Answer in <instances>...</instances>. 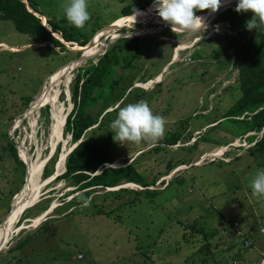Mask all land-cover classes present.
Here are the masks:
<instances>
[{
  "label": "rangeland",
  "instance_id": "374dc122",
  "mask_svg": "<svg viewBox=\"0 0 264 264\" xmlns=\"http://www.w3.org/2000/svg\"><path fill=\"white\" fill-rule=\"evenodd\" d=\"M27 1L47 18L67 21L64 8L69 0ZM225 1L229 0L221 4ZM133 4L141 8L142 14H137L141 18L152 0H87L89 20L83 28L71 26L91 40L84 54L92 63L116 40L140 38L138 57L117 74L121 75L119 84L111 91L106 89L105 96L87 109L101 127L87 133L84 140L112 160L97 174L104 168L132 164L148 185L146 191L127 183L95 189L91 202L88 198L66 208L76 195L75 187L63 181L44 186L46 180L40 175L34 199L21 206L20 216L0 247V264H264V197L251 191V181L264 170V151L250 155L256 140L249 143L247 139L259 138L261 133L243 135L242 125L224 118L240 97L231 56L223 51V33H230L213 23L211 30L217 33L209 36V27L202 33H186L171 30L158 18L152 23L134 18L137 21L115 26L113 37L107 32L98 46L102 36L98 32L123 19L120 10ZM200 13L194 15L204 17L207 24L208 12ZM148 15L156 13L153 10ZM193 40L196 45L186 48ZM174 46L183 50L174 51ZM69 48L59 52L40 45L16 32L9 20L0 19V225L25 184L26 171L30 177L35 158L45 159L59 147L55 165L59 174L65 154L74 147L63 126L58 144L50 149L49 143L54 91L50 81L64 68L61 80L64 90L70 83V99L78 69L65 74L67 65L76 59V52ZM187 57L191 63H185ZM158 74L160 78H155ZM59 93L57 101L66 119L72 104L62 87ZM139 101L147 102L153 114L165 119L163 135L155 141L116 143L110 122L119 108ZM173 132L179 134L176 144L160 145ZM10 141L15 143L23 170L9 155ZM31 202L36 203L28 207ZM3 230L0 226V235ZM25 238L29 241L24 247L10 251ZM245 241L251 242L249 247Z\"/></svg>",
  "mask_w": 264,
  "mask_h": 264
},
{
  "label": "trees",
  "instance_id": "16d2710c",
  "mask_svg": "<svg viewBox=\"0 0 264 264\" xmlns=\"http://www.w3.org/2000/svg\"><path fill=\"white\" fill-rule=\"evenodd\" d=\"M234 3H236V0L221 5L210 16L207 25L209 28L213 24L220 25L221 28H225L226 32L230 33H223L225 43L223 51L231 56L230 63L232 69L236 71V83L240 91V97L226 110L224 118L227 117V119L242 125L243 135L262 133L259 138H247L249 143L256 140L254 146L249 149L250 155L254 156L264 151V132L262 131L264 128V31L259 29L246 30L245 24L251 17V12H235L233 10ZM26 4L22 0H0V19L9 20L16 32L31 37L40 45L45 44L48 47L51 46L54 50L59 49V52L67 51L60 40L65 44H76L79 47H83L88 43L89 38L75 32L68 21L64 19L51 20L39 13L27 0ZM226 7L229 8L225 9ZM135 10L137 13L142 12L138 4L126 5L120 10L119 18L133 16ZM206 11L203 10L199 13L202 14ZM140 15H136L131 19L138 18ZM38 17H42V21L45 22L50 31L42 26ZM54 35H58L60 40ZM139 39L135 37L116 40L108 46L96 63H92V58H90L91 61L87 60L86 65L81 66L76 71L70 88L69 100L72 104V110L67 115L63 126L65 133L70 135L71 145H75V147L64 160V166L60 173L63 170L64 172L54 179V181H63L67 185L75 187L76 192L74 193L76 195L66 203V208L79 206L88 198L91 202V193L95 189L109 190L126 183L138 185L144 191L148 187L132 164L118 169L104 168L97 174L100 168L111 164L112 160L101 149L87 144L84 140L87 133L94 132L95 129L101 127L98 119L90 115L87 109L92 105H96L105 96L106 89L111 91L119 84L121 75L117 76V74L126 69L132 60L138 57L137 42ZM207 42H210V40L208 39ZM195 45L196 43L193 47ZM79 55L78 52L74 54L75 58H78ZM127 59H129L128 62H126ZM47 115L48 110L46 108L45 116L47 117ZM178 139L179 134L177 132L168 133L160 142V145L163 147L174 146ZM8 151L13 162L23 170V165L17 158L14 141L8 143ZM58 154L59 147L55 149L53 156L43 167L42 180H46L53 175ZM119 191H124V189H119L117 192ZM138 193L141 192L135 191V194ZM60 210L61 208H58L55 211ZM28 241L29 239L25 238L9 250H20ZM262 257L264 258V254Z\"/></svg>",
  "mask_w": 264,
  "mask_h": 264
},
{
  "label": "clouds",
  "instance_id": "9594fccd",
  "mask_svg": "<svg viewBox=\"0 0 264 264\" xmlns=\"http://www.w3.org/2000/svg\"><path fill=\"white\" fill-rule=\"evenodd\" d=\"M221 3L222 0H152L151 7L161 21L171 26V30L202 33L208 25L204 17L194 13L207 10L208 14H214ZM87 7V0H69L64 8L67 21L76 28H83L89 20ZM233 10L237 13L251 12L245 24L246 30L264 31V0H236ZM137 14L135 10V16ZM164 126L165 119L153 114L145 101L119 108L116 117L110 122L111 133H115L112 138L116 143H138L146 139L155 141L163 135ZM251 191L254 196L264 197V170L258 171L251 181Z\"/></svg>",
  "mask_w": 264,
  "mask_h": 264
},
{
  "label": "bare ground",
  "instance_id": "6f19581e",
  "mask_svg": "<svg viewBox=\"0 0 264 264\" xmlns=\"http://www.w3.org/2000/svg\"><path fill=\"white\" fill-rule=\"evenodd\" d=\"M232 1H234V0L225 1L223 3V5L227 4V3H230ZM152 11H153V8L150 6L149 8L146 9V11H143L144 14L141 16V18H137V19L138 20H140V19L143 20L144 19L145 23H152L155 19H157V18L159 19V17L157 15L149 17L148 14L151 13ZM211 15L212 14H209L207 22L209 21ZM132 17H134V16H129V17L123 18L121 20H117L114 23V25L112 26V29L102 31L99 34V35H102V36L99 38V40L97 42L98 46L101 44L102 40H104V38L106 37L107 32L109 33L110 37H113V35L115 34V32H114V29L116 28L115 26H118L119 24L124 23V22L137 21L135 19H131ZM164 23H166V22L162 21L161 24H164ZM166 24L169 26L168 23H166ZM89 48L90 47H88L87 49H89ZM180 49L181 48H179L178 50H180ZM89 57L90 56L86 57V60L84 61V63L87 60L90 59ZM174 59H176V57ZM63 69H62V71H63ZM74 70H75V67L73 65L69 64L66 67L65 73L68 72V71L73 72ZM62 71L59 72V76L58 75L55 76V78L54 79L52 78V80L50 81L52 83V86L54 87V91L51 93L52 94L51 95V98H52V100H51L52 101V104H51V124H50V129H49L50 149L54 148V146H56L58 144V140H59V136H60V130H61V128H62V126L64 124V120H65L64 107H63V105H61V103L59 101H57L59 99V96H60V93H59V88L60 87L63 88V92L65 91V93L67 94L68 99H69L68 86L70 85V83L67 86V89L64 90V85H63V82L61 80V75L63 74ZM70 81H72L71 78H70ZM46 94H49L47 89L44 91V96ZM44 96L42 97V99L40 101V105L41 106H42L43 99L46 97V96L45 97ZM31 113H33V107L31 108ZM52 150H50V151H52ZM43 161H44V159H39L38 157L35 158L33 169L30 172V177H28V179L25 181V184H24L23 188L20 190V192L17 195L14 196V198L12 200V204H11L12 208H10V211L8 213V216H7L6 220H5V222L2 223V225H0V226H3V228H4L3 232L0 235V247H2V245H3L4 241H5L6 234H8L11 231L13 224L16 222V220L20 216V214H18V213H19V210H20L21 206L28 199L29 200H33L34 199L36 191H37V187L39 185L38 181H39L40 175L42 173ZM31 175H32V177H31ZM44 182H45L44 183V186H45V184H47L48 182H46V181H44ZM35 203H33V202H31V204L27 203V206L30 207V206H32Z\"/></svg>",
  "mask_w": 264,
  "mask_h": 264
},
{
  "label": "water",
  "instance_id": "95a60500",
  "mask_svg": "<svg viewBox=\"0 0 264 264\" xmlns=\"http://www.w3.org/2000/svg\"><path fill=\"white\" fill-rule=\"evenodd\" d=\"M25 4H26V2L24 1V0H22ZM235 4V3H234ZM234 4H232V5H234ZM231 5V6H232ZM231 6H229V7H231ZM229 7H226L225 9H227V8H229ZM224 9V10H225ZM27 10L29 11V12H31L28 8H27ZM224 10L222 11V13L224 12ZM207 12V11H206ZM205 12V13H206ZM36 16V15H35ZM217 17V16H216ZM40 19V18H39ZM40 21V20H39ZM42 23V22H41ZM42 26L43 27H46L45 26V24H42ZM141 27V26H140ZM144 28V27H143ZM109 29H112V26L111 25H109V26H107V27H105V28H103L102 30H100L98 33H100V32H102V31H105V30H109ZM48 31H50L49 29H47ZM119 30H121V29H117V31H119ZM209 31H211V27L209 28ZM97 33V34H98ZM96 34V35H97ZM91 41V40H90ZM90 41L86 44V45H84L83 47H78V49H70L69 47H67V49L69 48V50H71V51H73V52H78V53H80V55L78 56V58H76L72 63H71V65H73L74 67H75V69L76 68H79L82 64H84V61L86 60V57H85V52H84V50L89 46V44H90ZM114 41V40H113ZM198 41V40H197ZM200 41V40H199ZM65 47H66V44L63 42V41H60ZM112 42V40L110 39L109 40V42H107V45H109L110 43ZM195 44V43H194ZM105 53V49L103 50V53H102V55ZM66 66V65H65ZM61 69V68H60ZM59 69V70H60ZM58 71V70H57ZM262 134V133H261ZM74 147H75V145H74ZM73 147V148H74ZM72 148V149H73ZM72 149L70 150V151H68L67 152V155L72 151ZM18 151V150H17ZM52 155H53V152H50L49 153V155L44 159V161H43V166L42 167H44L45 166V164L49 161V159L52 157ZM66 154H65V157H64V160H65V158H66V156H67ZM19 159V158H18ZM57 164V163H56ZM55 164V165H56ZM43 169V168H42ZM63 172H64V170H63ZM62 172V173H63ZM25 175H26V179H27V171L25 172ZM58 175H60V174H58L57 172H56V168L54 167V173H53V175L51 176V177H49L48 179H46V182H48V183H50L51 181H54V179L58 176ZM26 179H25V181H26ZM24 181V182H25ZM20 192V191H19ZM18 192V193H19ZM8 216V215H7Z\"/></svg>",
  "mask_w": 264,
  "mask_h": 264
},
{
  "label": "built area",
  "instance_id": "2783aa9c",
  "mask_svg": "<svg viewBox=\"0 0 264 264\" xmlns=\"http://www.w3.org/2000/svg\"><path fill=\"white\" fill-rule=\"evenodd\" d=\"M215 33H217V30L216 29L211 30L210 33H209L210 34L209 36H212ZM178 49L179 48H176L174 51H179ZM185 63H191V59L190 58L186 59L185 60ZM249 245H250V242L249 241L244 242V246L245 247H249ZM81 258H82V256H77L76 257V259H78V260L81 259Z\"/></svg>",
  "mask_w": 264,
  "mask_h": 264
},
{
  "label": "crops",
  "instance_id": "0c3cea01",
  "mask_svg": "<svg viewBox=\"0 0 264 264\" xmlns=\"http://www.w3.org/2000/svg\"><path fill=\"white\" fill-rule=\"evenodd\" d=\"M194 43H196V42H194V40H193L192 42L188 43V44H190V45L188 46V44H187L186 48L190 49L189 47L192 46ZM176 48H179V46H176ZM174 49H175V48H174ZM181 49H183V48H181ZM187 58H188V57H187ZM157 77L160 78V74H158L157 76H155V78H157ZM152 80H153V78H152L151 80L147 81V82H152ZM147 82H146V83H147ZM152 84H154V83H152ZM144 90H147V89L144 88Z\"/></svg>",
  "mask_w": 264,
  "mask_h": 264
}]
</instances>
